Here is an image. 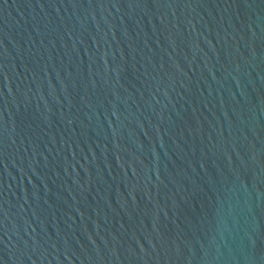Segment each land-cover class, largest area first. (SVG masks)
<instances>
[{
  "label": "water",
  "instance_id": "obj_1",
  "mask_svg": "<svg viewBox=\"0 0 264 264\" xmlns=\"http://www.w3.org/2000/svg\"><path fill=\"white\" fill-rule=\"evenodd\" d=\"M0 264H264V0H0Z\"/></svg>",
  "mask_w": 264,
  "mask_h": 264
}]
</instances>
